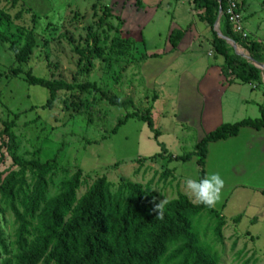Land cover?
<instances>
[{"label":"rangeland","instance_id":"1","mask_svg":"<svg viewBox=\"0 0 264 264\" xmlns=\"http://www.w3.org/2000/svg\"><path fill=\"white\" fill-rule=\"evenodd\" d=\"M125 2L0 1V14L11 19L8 28L1 27L0 32L15 38L23 31L24 36L31 34L39 45L30 57L18 64L9 51V44L0 42V133L7 130V134L0 136V182L12 173L17 174V180L23 177L22 190L17 192L19 185L15 186L14 193H17L13 204L29 222V241L37 236L38 216L44 205L31 213L25 197L31 199L36 175L29 167L20 172L13 157L21 163L35 161L38 164L55 159L56 163L46 176L45 202L57 196L62 185L80 171L77 200L96 181L105 178L112 193L125 181L151 194L162 207L180 195L198 204L183 186L186 178L198 179L194 159L186 163L167 159L149 161L161 152L159 145L166 149V158L191 155L197 136L189 132L190 128H184L187 124L177 120L180 117L176 108L177 79L172 68L156 73L159 74L157 79L148 85V78L143 77L145 60L138 56L135 46H129L123 55L116 52L118 40L130 41V3L124 12L121 10ZM105 8L111 9V13L103 12ZM172 11L174 8L169 11L161 8L155 13L153 22L142 31L145 45L140 52L168 44L167 29L173 22L172 17L178 16ZM18 12L21 18L14 19ZM75 47L83 51L82 56L73 51ZM227 47L235 53L230 45ZM96 48L100 49V55L94 52ZM208 49L204 42L199 53L203 61L210 64L212 59L206 55ZM89 59H92L91 64ZM184 65H188V61H184ZM190 67L194 73L199 71L197 64ZM17 71L21 74H16ZM28 73L46 81L61 80L71 85L88 83L121 100L130 99L135 108L150 109L158 138H154L145 123L134 118L128 119L111 135L114 125L133 110L109 107L96 94L78 95L80 101L87 100V105H95L99 110L100 118L93 117L92 123L87 121L85 114H75L73 107L63 108L60 100L49 108L48 91L30 85L26 78ZM259 86L258 90L264 91V86ZM156 96L157 101H154ZM256 110L253 108V113L249 114L254 116ZM231 174L235 176L233 169L227 173L221 171L219 175ZM231 186L227 180L223 183L220 198L212 206L224 221L219 235L215 232L217 220L206 210L191 220L197 247L215 257L217 264H264V193L246 186L232 189ZM10 204L0 196V235L5 248L3 253L0 245V264L5 261L14 264L17 254L18 223Z\"/></svg>","mask_w":264,"mask_h":264},{"label":"trees","instance_id":"2","mask_svg":"<svg viewBox=\"0 0 264 264\" xmlns=\"http://www.w3.org/2000/svg\"><path fill=\"white\" fill-rule=\"evenodd\" d=\"M136 2L137 7L141 6L140 0ZM192 4L200 11L198 15L200 22L206 24L209 29L210 44L215 53L224 59L221 71L226 80L230 82L232 78H237L245 84L259 83V70L231 53L226 43L216 36L214 25L219 11L218 3L215 0H192ZM109 10L111 9L105 8L103 12L111 13ZM28 11L27 9L25 12ZM32 17L34 18V15ZM20 18L21 13H16L14 19ZM10 22L8 15L0 14V28H8ZM223 34L247 51L252 60L256 62L264 60V49L249 37L241 39L231 31L228 24ZM22 36L23 31L15 38H9L5 32H0V42L9 44V51L18 64L23 63L39 47L31 34L24 36L23 44L20 45ZM181 38V32H173L169 39L172 47H176ZM129 46L130 48L134 46V42L118 40L115 50L123 55ZM73 51L80 56L83 54V51L76 47ZM94 52L101 54L99 48ZM91 62L92 59H89L88 63ZM16 74H21V71H17ZM26 78L30 85L48 91L49 108L60 100L63 108L73 107L75 114H85L87 121L92 123L93 117H96L95 120L100 118V112L95 105H87L85 103L87 100L80 101L78 95L96 94L99 100L106 102L109 107L133 110L114 125L110 131L111 135H114L128 119L134 118L145 123L154 133V138H158L159 133L154 130L150 109L135 108L130 99L121 100L88 83L71 85L61 80L46 81L29 73L26 74ZM153 100L155 101V98ZM259 113L258 119L221 125L197 143L191 155L166 158V149L159 145L161 152L150 157L149 161L167 159L185 163L195 158L198 167L197 177L203 178L208 145L237 137L241 128L261 130L264 128V107H259ZM4 133L7 134V130ZM4 133H0V136ZM13 162L21 168L20 172L29 167L36 175L31 199L25 197L31 207V213L36 212L41 204L44 205L38 216L37 236L29 241L27 231L29 222L13 204L15 194L22 190L20 184H24L23 177L17 180V174L12 173L0 182V196L10 201L18 223L15 243L17 254L14 256V264H217L215 257L209 256L197 247L196 236L191 226V220L206 210L210 217L217 220L215 232L219 235L224 221L212 207L199 203L194 205L185 196L180 195L162 207L161 217L154 211L158 202L151 194L143 192L138 185L125 181L117 192L112 193L105 178L96 181L77 200L75 194L80 185V171H77L71 181L62 185V191L57 196L45 202L46 176L56 163L55 159L38 164L35 161L21 163L18 158L13 157ZM17 185L18 190L14 193ZM0 245L5 253L1 235ZM3 264H10V261Z\"/></svg>","mask_w":264,"mask_h":264},{"label":"crops","instance_id":"3","mask_svg":"<svg viewBox=\"0 0 264 264\" xmlns=\"http://www.w3.org/2000/svg\"><path fill=\"white\" fill-rule=\"evenodd\" d=\"M125 1L121 10L124 12L123 9L130 3V40L134 42L138 56L141 55L145 60L143 77L145 80L148 78L147 84L150 85L161 72L172 68L177 79L176 108L180 116L177 120L187 124L189 127L186 125L184 128H190L189 132L197 136L196 144L223 124H236L260 117L259 107H264V91L258 89L259 85L264 86V69H257L260 72L259 83L245 84L237 78L227 81L221 71L224 59L217 55L211 46L209 29L206 24L200 22V11L192 4V0H140L139 7L136 0ZM234 1L238 5L248 37L264 49V0ZM161 8L166 11L174 8L175 11L172 12L178 15L172 17L173 22L167 29L168 44L142 53L139 51L145 45L142 31L153 22L152 17ZM131 14H134L132 18ZM226 25L224 20L218 22V30H221L222 34ZM176 31L182 33V38L176 47H172L169 39ZM204 42L209 46L206 55L212 59L210 64L203 61V56L199 53ZM184 61H188V65L183 66ZM258 63L264 67V60ZM195 64L198 65L199 71L194 73L190 66ZM253 108H257V114L251 116ZM193 159L195 161V158ZM232 169L235 176L221 175L224 184L227 180L232 185L231 189L246 186L264 193V128L259 131L241 128L237 137L208 145L205 176L209 174V170L211 173L221 174V171L227 173Z\"/></svg>","mask_w":264,"mask_h":264},{"label":"clouds","instance_id":"4","mask_svg":"<svg viewBox=\"0 0 264 264\" xmlns=\"http://www.w3.org/2000/svg\"><path fill=\"white\" fill-rule=\"evenodd\" d=\"M223 179L217 173H210L203 178L184 180V190L197 203L212 207L220 198L223 187ZM157 214L162 217V206L157 204L154 208Z\"/></svg>","mask_w":264,"mask_h":264},{"label":"built area","instance_id":"5","mask_svg":"<svg viewBox=\"0 0 264 264\" xmlns=\"http://www.w3.org/2000/svg\"><path fill=\"white\" fill-rule=\"evenodd\" d=\"M221 11L220 19L224 20L229 25L231 31L238 35L241 39L248 37L244 31L243 18L238 10V5L234 0H215ZM219 12V11H218Z\"/></svg>","mask_w":264,"mask_h":264},{"label":"water","instance_id":"6","mask_svg":"<svg viewBox=\"0 0 264 264\" xmlns=\"http://www.w3.org/2000/svg\"><path fill=\"white\" fill-rule=\"evenodd\" d=\"M220 14L221 11L219 10L218 12V16H217V20L215 22L214 25V31L216 33V36L221 39L222 41H224L227 45H230V47L234 50L235 54L238 55L242 60H244L245 62H247L248 64L252 65V67L259 69V70H263L264 67L262 64L252 60L250 58V56L247 53H244V51L235 43H233L229 38L224 37L218 30V22L220 19Z\"/></svg>","mask_w":264,"mask_h":264}]
</instances>
